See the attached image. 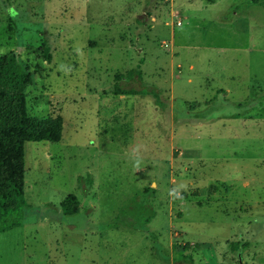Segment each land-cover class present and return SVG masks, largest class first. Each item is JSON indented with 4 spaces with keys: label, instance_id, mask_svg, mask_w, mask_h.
Here are the masks:
<instances>
[{
    "label": "rangeland",
    "instance_id": "obj_1",
    "mask_svg": "<svg viewBox=\"0 0 264 264\" xmlns=\"http://www.w3.org/2000/svg\"><path fill=\"white\" fill-rule=\"evenodd\" d=\"M11 52L63 137L25 144L32 208L0 264H264V0H0ZM135 68L147 95H115Z\"/></svg>",
    "mask_w": 264,
    "mask_h": 264
},
{
    "label": "trees",
    "instance_id": "obj_2",
    "mask_svg": "<svg viewBox=\"0 0 264 264\" xmlns=\"http://www.w3.org/2000/svg\"><path fill=\"white\" fill-rule=\"evenodd\" d=\"M262 0H251L260 2ZM53 50L49 42L46 43L44 60L53 62ZM139 68L130 70L126 74L115 76L114 94L120 96H144L147 92L142 88H126L127 81H141ZM33 76L24 66L16 53L11 52L0 57V237L14 229L24 226L25 211L32 208L26 201V143H51L62 141L63 120H38L28 112L26 90L32 85ZM154 90V89H153ZM155 92V91H154ZM153 92V93H154ZM156 93V92H155ZM81 179V178H79ZM88 183H92V177ZM152 190L149 188V191ZM153 195V194H152ZM186 194H183L185 197ZM152 198V197H151ZM133 203L131 213L122 208L120 215L129 213L135 221L147 215L144 223L148 224L155 217V212L147 213L145 204ZM63 216H76L80 213V201L75 194L68 195L61 202ZM118 225V222L109 227ZM238 245H234L238 249ZM247 245L244 244L245 248ZM239 255H241L239 253ZM189 264H194L191 255L182 256Z\"/></svg>",
    "mask_w": 264,
    "mask_h": 264
},
{
    "label": "clouds",
    "instance_id": "obj_3",
    "mask_svg": "<svg viewBox=\"0 0 264 264\" xmlns=\"http://www.w3.org/2000/svg\"><path fill=\"white\" fill-rule=\"evenodd\" d=\"M138 166V165H137ZM173 192H175V190H173ZM173 192H170V195H172L173 194ZM177 195H178V193H176Z\"/></svg>",
    "mask_w": 264,
    "mask_h": 264
},
{
    "label": "crops",
    "instance_id": "obj_4",
    "mask_svg": "<svg viewBox=\"0 0 264 264\" xmlns=\"http://www.w3.org/2000/svg\"><path fill=\"white\" fill-rule=\"evenodd\" d=\"M9 232H10V231H9ZM9 232H7V233H9ZM7 233H5V234H7ZM5 234H3V235H5ZM3 235H2V236H3ZM2 236H1V237H2ZM1 237H0V239H1Z\"/></svg>",
    "mask_w": 264,
    "mask_h": 264
}]
</instances>
